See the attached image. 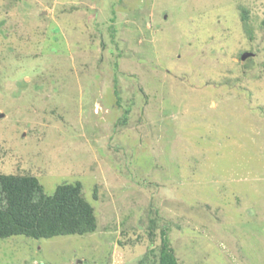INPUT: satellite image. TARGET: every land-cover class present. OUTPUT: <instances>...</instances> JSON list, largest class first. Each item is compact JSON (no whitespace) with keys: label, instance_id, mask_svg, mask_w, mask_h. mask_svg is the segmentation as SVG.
<instances>
[{"label":"rangeland","instance_id":"1","mask_svg":"<svg viewBox=\"0 0 264 264\" xmlns=\"http://www.w3.org/2000/svg\"><path fill=\"white\" fill-rule=\"evenodd\" d=\"M0 170L97 218L0 264H264V0H0Z\"/></svg>","mask_w":264,"mask_h":264},{"label":"trees","instance_id":"2","mask_svg":"<svg viewBox=\"0 0 264 264\" xmlns=\"http://www.w3.org/2000/svg\"><path fill=\"white\" fill-rule=\"evenodd\" d=\"M96 228L94 206L85 198L82 182L60 183L47 194L36 176L0 170V239L84 235ZM159 233V264H177L166 231Z\"/></svg>","mask_w":264,"mask_h":264},{"label":"water","instance_id":"3","mask_svg":"<svg viewBox=\"0 0 264 264\" xmlns=\"http://www.w3.org/2000/svg\"><path fill=\"white\" fill-rule=\"evenodd\" d=\"M245 55H248V54L246 53V54H244L242 57H244Z\"/></svg>","mask_w":264,"mask_h":264}]
</instances>
